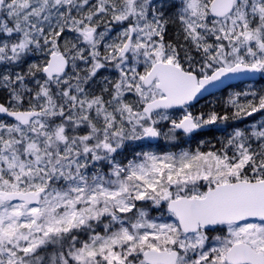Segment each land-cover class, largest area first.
Masks as SVG:
<instances>
[{
  "label": "snow or ice",
  "instance_id": "6c2138e0",
  "mask_svg": "<svg viewBox=\"0 0 264 264\" xmlns=\"http://www.w3.org/2000/svg\"><path fill=\"white\" fill-rule=\"evenodd\" d=\"M257 75L264 0H0V264H264Z\"/></svg>",
  "mask_w": 264,
  "mask_h": 264
},
{
  "label": "trees",
  "instance_id": "16d2710c",
  "mask_svg": "<svg viewBox=\"0 0 264 264\" xmlns=\"http://www.w3.org/2000/svg\"><path fill=\"white\" fill-rule=\"evenodd\" d=\"M108 74V73H105ZM249 87H254L256 89H259L261 87H264V79L260 77L259 80L253 81V82H239L237 84L232 85L231 87H228L226 89H223L217 93H214L207 98L199 101L198 103L194 104L193 111H200V110H207L213 105H215L216 108H220L223 106L224 101L226 99V96L229 91L231 90H239V89H246ZM252 118H248V121L250 122ZM239 122H230L227 125H214L209 126L208 130L202 131L198 133L195 137L192 139L187 140V142H181L178 143L177 146L173 150H180V148H192L194 149L197 147L200 140H211L213 143L216 142L217 138L225 136L227 133L232 131L233 126H238ZM160 148H163L164 150H168L165 146V142L161 141Z\"/></svg>",
  "mask_w": 264,
  "mask_h": 264
},
{
  "label": "water",
  "instance_id": "95a60500",
  "mask_svg": "<svg viewBox=\"0 0 264 264\" xmlns=\"http://www.w3.org/2000/svg\"><path fill=\"white\" fill-rule=\"evenodd\" d=\"M259 79H260V76L257 75V76L255 77V79H252V80H247V79H237V80L227 81V82H226V85H230V86H232V85L237 84V83H239V82H253V81H257V80H259ZM226 88H228V87H227V86H224V87H220V88H218V89H211V90H210V93H211V94H206V95H205L204 97H202L199 101H201V100L207 98L208 96H210V95H212V94H214V93H217V92H219V91H221V90H223V89H226ZM199 101H198V102H199ZM198 102H196V103H198ZM196 103H195V104H196Z\"/></svg>",
  "mask_w": 264,
  "mask_h": 264
}]
</instances>
